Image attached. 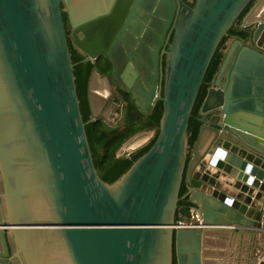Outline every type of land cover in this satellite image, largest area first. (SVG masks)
<instances>
[{
	"label": "water",
	"instance_id": "95a60500",
	"mask_svg": "<svg viewBox=\"0 0 264 264\" xmlns=\"http://www.w3.org/2000/svg\"><path fill=\"white\" fill-rule=\"evenodd\" d=\"M247 9L189 149L210 64ZM65 12L91 57L147 26L156 80L174 31L155 142L112 184L94 164ZM155 135H134L116 157ZM182 199L204 228L178 227ZM263 218L264 0H0V264H264Z\"/></svg>",
	"mask_w": 264,
	"mask_h": 264
},
{
	"label": "flooded vegetation",
	"instance_id": "af4514ba",
	"mask_svg": "<svg viewBox=\"0 0 264 264\" xmlns=\"http://www.w3.org/2000/svg\"><path fill=\"white\" fill-rule=\"evenodd\" d=\"M64 18L81 113L83 119H86V124L99 123L108 131L116 133H128L137 129L125 142L134 135L155 130L156 135L150 144L159 130L152 127L153 120L164 111L161 99L165 93L167 57L162 52L167 50L174 31L168 41L167 38L164 40L159 50L156 80L153 70L154 58L151 56L154 48L151 43L142 39L147 26L139 36L137 31L129 30L128 39L120 41L113 48L109 45L107 55L100 53L104 49L102 46L98 47L95 56L91 57L86 55L73 39L67 12L64 13ZM134 96L139 97V100Z\"/></svg>",
	"mask_w": 264,
	"mask_h": 264
},
{
	"label": "trees",
	"instance_id": "16d2710c",
	"mask_svg": "<svg viewBox=\"0 0 264 264\" xmlns=\"http://www.w3.org/2000/svg\"><path fill=\"white\" fill-rule=\"evenodd\" d=\"M248 9L237 20L233 28L229 31V35L223 39L210 64V67L204 79L203 86L200 90L195 108L193 110L192 118L190 120V125L188 129L189 149H191L195 144L199 131L201 129L202 123L198 120V113L205 99L207 89L209 87V83L213 79V76L215 75L216 71L218 70L222 62L225 45L229 40L230 36L245 34L242 30H240L239 26L241 24L242 19L248 12ZM162 114L158 115L153 120L152 127L159 129V124ZM84 122L86 124L85 118H84ZM136 130L137 129L133 131L130 130L128 133H122V132L116 133L114 131L113 132L108 131L99 123L86 124V132L90 143L94 164L98 171V174L105 182L112 184L117 179H119L125 172H127L130 169L133 163L137 161L142 155H144L154 144L155 139L143 149L132 154L130 159L126 157L117 158L116 157L117 150L123 145L126 139ZM185 193H186V187L185 184H183L180 192V197L182 198ZM183 218H187V220L185 221H188L190 219V204L186 199H182L180 202V208L178 211L177 220L182 221L181 219Z\"/></svg>",
	"mask_w": 264,
	"mask_h": 264
},
{
	"label": "built area",
	"instance_id": "2783aa9c",
	"mask_svg": "<svg viewBox=\"0 0 264 264\" xmlns=\"http://www.w3.org/2000/svg\"><path fill=\"white\" fill-rule=\"evenodd\" d=\"M179 228H204L202 220L199 217L198 214H196L194 211H190V219L188 221H179ZM233 229H239L236 226L231 227ZM263 230V235L261 238V245L264 248V229Z\"/></svg>",
	"mask_w": 264,
	"mask_h": 264
},
{
	"label": "crops",
	"instance_id": "0c3cea01",
	"mask_svg": "<svg viewBox=\"0 0 264 264\" xmlns=\"http://www.w3.org/2000/svg\"><path fill=\"white\" fill-rule=\"evenodd\" d=\"M182 221H185V220H187V218H183V219H181ZM262 228L264 229V218H263V222H262Z\"/></svg>",
	"mask_w": 264,
	"mask_h": 264
},
{
	"label": "clouds",
	"instance_id": "9594fccd",
	"mask_svg": "<svg viewBox=\"0 0 264 264\" xmlns=\"http://www.w3.org/2000/svg\"><path fill=\"white\" fill-rule=\"evenodd\" d=\"M251 168V165H249V169ZM252 179H254L253 177H250L249 183H251Z\"/></svg>",
	"mask_w": 264,
	"mask_h": 264
}]
</instances>
